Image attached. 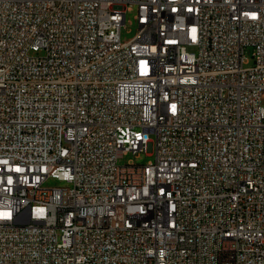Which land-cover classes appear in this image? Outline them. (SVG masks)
<instances>
[{
	"label": "built area",
	"instance_id": "1",
	"mask_svg": "<svg viewBox=\"0 0 264 264\" xmlns=\"http://www.w3.org/2000/svg\"><path fill=\"white\" fill-rule=\"evenodd\" d=\"M263 96L264 0H0V264H264Z\"/></svg>",
	"mask_w": 264,
	"mask_h": 264
},
{
	"label": "rangeland",
	"instance_id": "2",
	"mask_svg": "<svg viewBox=\"0 0 264 264\" xmlns=\"http://www.w3.org/2000/svg\"><path fill=\"white\" fill-rule=\"evenodd\" d=\"M136 13H137V8L135 6L127 10L126 23L123 26L122 33H121L123 40H128L132 38L138 31V25L135 20ZM247 57L249 58L250 61L246 64V66H250L253 64L252 48H249L247 50ZM263 103H264V96H263ZM134 158L135 156L132 152L126 153L120 158V163L125 164ZM151 159H154V154L148 155L144 152L140 154L136 160L138 163H147ZM61 185H64V183L53 177H50L45 181V186H48V187L61 186Z\"/></svg>",
	"mask_w": 264,
	"mask_h": 264
}]
</instances>
